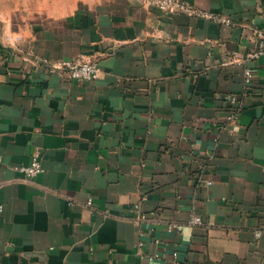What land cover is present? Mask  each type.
Here are the masks:
<instances>
[{
	"label": "crops",
	"instance_id": "0c3cea01",
	"mask_svg": "<svg viewBox=\"0 0 264 264\" xmlns=\"http://www.w3.org/2000/svg\"><path fill=\"white\" fill-rule=\"evenodd\" d=\"M186 1L0 0V264H264V0Z\"/></svg>",
	"mask_w": 264,
	"mask_h": 264
},
{
	"label": "built area",
	"instance_id": "2783aa9c",
	"mask_svg": "<svg viewBox=\"0 0 264 264\" xmlns=\"http://www.w3.org/2000/svg\"><path fill=\"white\" fill-rule=\"evenodd\" d=\"M144 3L153 5L163 11L172 13H185L190 16H205L207 18L214 19L216 21H226L224 17L214 15L212 13H204L196 9L186 0H140ZM260 44L258 49L254 52V56L264 55V32L260 34ZM47 64L50 72H62L68 78L74 80H93L100 75V66L95 60H86L80 57L61 59L58 61H50L48 59L43 60ZM252 79V71L246 70V80L249 82ZM20 171L25 173L27 177H34L41 173L44 168L38 157H33L31 163L27 165H21L18 167ZM208 183H211L209 181ZM194 222H201V217H194Z\"/></svg>",
	"mask_w": 264,
	"mask_h": 264
}]
</instances>
